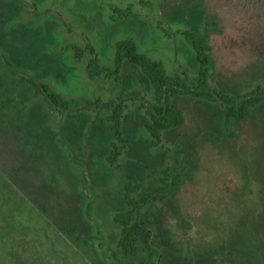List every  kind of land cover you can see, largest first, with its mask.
Returning a JSON list of instances; mask_svg holds the SVG:
<instances>
[{
    "label": "rangeland",
    "instance_id": "374dc122",
    "mask_svg": "<svg viewBox=\"0 0 264 264\" xmlns=\"http://www.w3.org/2000/svg\"><path fill=\"white\" fill-rule=\"evenodd\" d=\"M84 1L75 13L73 1L54 7L58 25L39 39L44 49L32 54V66L15 57L18 77L5 82H15L16 101L0 113V171L43 214L24 208L18 194L16 204L0 202V264H138L143 256L121 263L117 248L113 216L126 207L125 175L138 177L146 194L168 166L179 168L181 183L144 215L160 246L158 264H241L251 254L264 260V103L227 127L221 103L181 96L184 123L154 145L140 69L126 64L120 81L91 78L90 51L80 60L73 49L90 42L112 68L117 42L134 39L170 74L195 75L196 54L182 34L191 29L209 41L212 85L243 95L264 85V0ZM128 8L120 18L118 10ZM25 77L69 100L123 99V172L107 159L114 141L107 107L52 108Z\"/></svg>",
    "mask_w": 264,
    "mask_h": 264
},
{
    "label": "trees",
    "instance_id": "16d2710c",
    "mask_svg": "<svg viewBox=\"0 0 264 264\" xmlns=\"http://www.w3.org/2000/svg\"><path fill=\"white\" fill-rule=\"evenodd\" d=\"M130 11V8L118 10L119 17H128ZM182 34L192 45L196 54L198 71L195 75L187 71L170 74L163 61L154 59L147 53L140 52L134 39H125L117 42L115 46L114 66L112 68L101 64L95 53L94 46L90 42L87 43L86 48L73 47L77 58L80 60L87 49L90 51L92 57L89 59L87 72L91 78L104 75L120 81L121 73L126 64L134 65L140 69L146 82L144 83V92H139L142 99L141 107L146 108L148 116L146 128L153 139L154 145L159 144L164 132L181 126L184 123L185 118L176 103V100L181 96H193L221 103L225 108L227 127L236 118H248L253 109L264 103V85H257L243 95H232L224 90L215 88L211 83L210 77L212 61L209 51L210 44L207 37L191 29L183 31ZM9 73L18 77L14 71H9ZM23 80L27 81V78L25 77ZM27 82L31 83L39 96H45L46 101L52 108L76 109L92 105L107 107L108 115L106 116V122L114 135V141L111 142V150L107 159L119 172H123L118 161L129 142L124 131L126 103L123 99L120 101L111 100L108 101V104H100L98 101L93 103L90 100L84 99L69 100L46 84L37 83L33 80ZM15 101L14 93H8L6 90L0 88V113L11 110ZM125 176L128 178L124 183L126 207L116 212L113 216L114 222L119 226L117 248L121 253V263L129 259L136 261L140 256H143L142 259L138 260V264H158L160 262V246L155 240L153 230L145 222L144 215L145 211L155 201H164L172 190L180 185L182 179L181 172L179 168L166 167L157 180V185L146 194H141L144 183L138 177L130 174H126ZM17 194L21 198V201L27 204L26 207H24V203L20 204L22 207H29L43 214L0 171L1 204L12 205L15 203L12 198ZM253 255L249 256L252 261H245L241 264H264V260L258 259L259 255ZM263 255L264 252L262 253L264 259Z\"/></svg>",
    "mask_w": 264,
    "mask_h": 264
},
{
    "label": "flooded vegetation",
    "instance_id": "af4514ba",
    "mask_svg": "<svg viewBox=\"0 0 264 264\" xmlns=\"http://www.w3.org/2000/svg\"><path fill=\"white\" fill-rule=\"evenodd\" d=\"M72 1L73 13L86 3L84 0H0V88L14 92L15 82L10 87H6L5 82L9 80V71L15 69V57L21 56L19 65L32 66V54L44 49V46L38 47V42L40 38H46L45 29L58 25L57 14L52 10L59 2L65 8ZM27 7L33 11L28 13L29 17L25 15ZM39 21L42 23L38 24Z\"/></svg>",
    "mask_w": 264,
    "mask_h": 264
}]
</instances>
